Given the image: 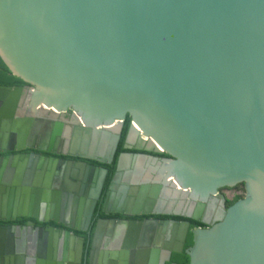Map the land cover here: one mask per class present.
Masks as SVG:
<instances>
[{"label": "water", "instance_id": "obj_1", "mask_svg": "<svg viewBox=\"0 0 264 264\" xmlns=\"http://www.w3.org/2000/svg\"><path fill=\"white\" fill-rule=\"evenodd\" d=\"M0 58L25 83L0 86V153L111 163L129 116L123 149L170 158L142 169L145 155L120 154L114 205L157 171L159 183L141 185L146 202L162 208V193L171 214L206 226L184 250L186 222H99L90 249L103 242L109 264L181 253L188 264H264V0H0ZM106 175L38 155L0 158L9 211L0 222L29 219L0 225V264H96L69 231H87ZM237 185L244 195L225 208L219 190Z\"/></svg>", "mask_w": 264, "mask_h": 264}, {"label": "flooded vegetation", "instance_id": "obj_2", "mask_svg": "<svg viewBox=\"0 0 264 264\" xmlns=\"http://www.w3.org/2000/svg\"><path fill=\"white\" fill-rule=\"evenodd\" d=\"M0 86H4V85H0ZM22 86V85H21ZM15 87V86H12ZM71 118V111L68 110L65 114H64V119H70ZM130 125V122H129ZM124 127V124L122 125V129ZM129 127V126H128ZM128 127H127V131H128ZM124 143V142H123ZM119 145V143H118ZM123 147V144H122ZM118 146L116 148L114 157L111 161V163H101V162H97L95 160H88V159H82L79 157H69V156H62V155H56V154H52V153H46V152H40L34 149H25V150H21V151H12V152H6V153H0V158H4L5 156H15V155H38V156H43L44 159H53V160H60L62 161V163H64L65 165L68 164V162L71 163L72 168L77 164V163H85L87 166L89 167H94V168H104L107 170V175L103 184V188L101 190V193L99 195V198L97 199L92 212H91V216H90V220L87 226V231L86 232H82V231H69V233H73L74 236L77 239H82L84 246H85V250L89 253V251H92L93 256L96 255V264H109V262L111 261L110 259V255L108 254L110 249L107 248H103L102 247V243L101 242V246L99 245L98 248H93L90 249L91 246V238H92V234L93 231L97 225V223H101V222H106L109 223L111 221L114 222H126V223H135V224H144V223H148V222H156V223H166V222H171L174 221L176 223H182V222H186L189 224V228H188V233L184 242V246L183 249H188L191 245H192V236L190 231L192 229L195 228H206V226L202 225L199 221H194L191 219L186 218L185 216H175L173 214H171L170 210H168V208L166 207L167 203V199L166 195L163 196L162 193L158 195L159 198H162L165 205L161 208V207H151V205L149 203L146 202V200H148L151 194V190H147L146 194L143 193V191L141 190V185H152V184H157L159 182L156 181V176H157V171H150V176H146L145 178H139L137 181V191L134 194H129V192L126 193L125 195V199L120 203V198L117 202L116 205H114V199H110V195L108 194L109 192V186L111 184V180L115 174V167H116V162L118 160V157L120 154L123 153H130V154H143L145 155L146 159H144V162L140 164V166L143 168H147V167H152V168H157L158 164L161 165L162 160L164 159H169L170 157L164 153L162 154H155V153H145L143 151H137L134 149L131 150H125L122 152H117ZM148 157H151L152 159H154V164L152 165L151 162L148 163ZM115 159V163H113ZM148 163V164H147ZM146 170V169H144ZM143 175V174H142ZM85 188H84V187ZM86 187H87V183L80 181V185L78 186V195L77 197H81V195L79 194V192H83L84 194H86L84 197L87 198L88 194H89V189L90 187H88V191H86ZM224 189H233V188H224ZM222 190H219V196H224L225 197V208H227L229 206V202L233 201V199L236 197V195H233L231 198H229L227 195H225L224 193H222ZM240 196V195H238ZM144 198V199H143ZM139 199H141V201H139ZM79 203V201H78ZM233 204V203H232ZM119 209L120 212H116L115 210ZM152 212H149V211ZM156 210V211H155ZM157 211H159L160 213H156ZM50 214V213H49ZM45 218V216H44ZM29 219H24V218H20L17 219L16 221L12 222H0V225H19V226H24ZM35 222V227L37 228H41L42 231H47L48 228H53L54 230L57 228L59 229V231H63L65 230L61 225L54 223L52 221H48V222H44V223H38L35 219H33ZM108 252V253H106ZM174 255H183V253L181 254H172L170 261L165 264H170V263H175L172 262V258L174 257ZM134 264V262L132 263ZM177 264V263H175Z\"/></svg>", "mask_w": 264, "mask_h": 264}, {"label": "trees", "instance_id": "obj_3", "mask_svg": "<svg viewBox=\"0 0 264 264\" xmlns=\"http://www.w3.org/2000/svg\"><path fill=\"white\" fill-rule=\"evenodd\" d=\"M0 85H4V86H21L22 85V86H25L24 82H22L20 79H18L16 77H14L10 73V71L5 66V64L3 63L1 58H0ZM129 122H130V118H129V116H127L125 121H124V127L121 131V134H120V141H119L117 152L125 151V149H123V147H122V144H123L124 139H125L126 134H127V127L129 126ZM113 163H115V159H114ZM240 198H242V196H236L233 199V201L229 202V205H231L232 203H234L235 201H237ZM172 262H175L177 264H188V257L184 253H183V255H174V257L172 258Z\"/></svg>", "mask_w": 264, "mask_h": 264}, {"label": "rangeland", "instance_id": "obj_4", "mask_svg": "<svg viewBox=\"0 0 264 264\" xmlns=\"http://www.w3.org/2000/svg\"><path fill=\"white\" fill-rule=\"evenodd\" d=\"M222 193H224L225 195H227L229 198H231L233 195H240L243 196L244 195V189L242 185H237L236 187H234L233 189H223Z\"/></svg>", "mask_w": 264, "mask_h": 264}, {"label": "crops", "instance_id": "obj_5", "mask_svg": "<svg viewBox=\"0 0 264 264\" xmlns=\"http://www.w3.org/2000/svg\"><path fill=\"white\" fill-rule=\"evenodd\" d=\"M3 194H1L2 196ZM0 196V197H1ZM23 210V208H21ZM40 210V208L38 209ZM8 206L6 205V203H4L3 199L1 198L0 199V216L3 214V215H7L8 214Z\"/></svg>", "mask_w": 264, "mask_h": 264}]
</instances>
